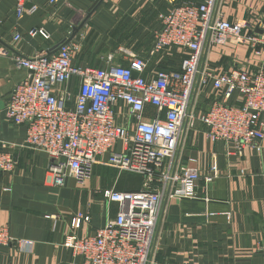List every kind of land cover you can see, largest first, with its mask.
<instances>
[{
  "label": "crops",
  "instance_id": "1",
  "mask_svg": "<svg viewBox=\"0 0 264 264\" xmlns=\"http://www.w3.org/2000/svg\"><path fill=\"white\" fill-rule=\"evenodd\" d=\"M201 1L39 0L34 15L19 19L14 0H0V153L17 161L12 172H0V227L9 228L16 241L32 245L30 252L17 243L0 245V264H82L66 242L72 235L93 236L97 229L115 222L119 200L107 199L106 192L144 191L140 176L104 166H97L83 187L72 179L64 188L53 187L47 152L27 145L26 127L15 126L4 115L12 90L26 77L13 57L31 58L40 49L55 54L62 45L75 43L80 45L74 60L79 68H127L132 57H141L148 63L143 78L152 79L158 69L175 78L186 52L172 48L155 54L154 33L160 29V17L174 7ZM218 11L230 22L256 26L264 0H218ZM34 26H47L52 40L29 38L27 32ZM16 34L22 38L16 40ZM204 57L216 74L235 67L253 71L258 60L233 38L225 46L208 47ZM78 87V80H72L66 88L75 93ZM219 96L230 105L238 103L235 92ZM214 97L211 86H197L195 113L207 112ZM114 107L118 122L133 131L136 121L129 108ZM163 118L164 113L148 105L142 120L150 123ZM206 130L199 122L184 129L177 164L195 159L201 176L212 181H199L196 199L167 203L152 264H264V140L258 148L236 150L232 144L207 138ZM75 220L77 226L72 228Z\"/></svg>",
  "mask_w": 264,
  "mask_h": 264
},
{
  "label": "built area",
  "instance_id": "2",
  "mask_svg": "<svg viewBox=\"0 0 264 264\" xmlns=\"http://www.w3.org/2000/svg\"><path fill=\"white\" fill-rule=\"evenodd\" d=\"M14 2L19 19L39 9V0ZM27 36L45 42L53 38L47 26L32 27ZM21 38L15 35L16 40ZM232 38L258 59L256 69L235 67L213 73L205 50L225 46ZM172 48L186 52L178 75L173 78L167 70L158 69L149 80L141 76L148 67L141 57H132L127 68H79L74 60L80 45L75 43L62 45L55 54L40 49L31 58L13 57L26 77L12 90L4 115L15 126L26 127L27 145L47 152L53 187L64 188L70 179L83 187L97 166L144 180L143 192H106L107 199L119 200L115 222L97 229L93 236L72 235L67 240L66 247L82 264H152L167 203L196 199L199 181H212L201 176L195 159L177 164L186 127L194 128L199 122L207 128V138L232 144L236 150L258 148L264 140V11L252 26L224 19L218 0L183 2L160 17V29L152 40L157 55ZM72 80L79 83L75 93L66 88ZM197 86H211L215 95L201 115L193 109ZM230 92L238 95L235 105L219 96ZM115 104L129 108L136 121L133 131L118 122ZM148 105L164 113V118L144 122ZM16 165L11 155L0 153V172L10 173ZM71 226L76 228V220ZM14 243L24 252L32 250L29 242L16 241L9 228L0 227V245Z\"/></svg>",
  "mask_w": 264,
  "mask_h": 264
},
{
  "label": "water",
  "instance_id": "3",
  "mask_svg": "<svg viewBox=\"0 0 264 264\" xmlns=\"http://www.w3.org/2000/svg\"><path fill=\"white\" fill-rule=\"evenodd\" d=\"M99 3V1H97L95 4H94V6L92 7V9L90 10V11H92L95 7H96V5ZM258 31V30H257ZM259 33L261 32V31H258ZM138 76V74L137 73H135V72H133L132 73V77L133 78H136Z\"/></svg>",
  "mask_w": 264,
  "mask_h": 264
}]
</instances>
